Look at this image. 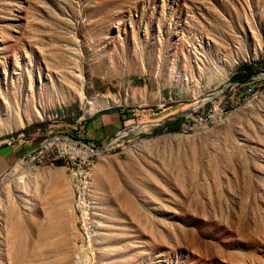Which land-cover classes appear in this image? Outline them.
Listing matches in <instances>:
<instances>
[{"label":"rangeland","instance_id":"374dc122","mask_svg":"<svg viewBox=\"0 0 264 264\" xmlns=\"http://www.w3.org/2000/svg\"><path fill=\"white\" fill-rule=\"evenodd\" d=\"M263 60L264 0H0V147L126 133L0 178V264H264V64L232 78Z\"/></svg>","mask_w":264,"mask_h":264},{"label":"built area","instance_id":"2783aa9c","mask_svg":"<svg viewBox=\"0 0 264 264\" xmlns=\"http://www.w3.org/2000/svg\"><path fill=\"white\" fill-rule=\"evenodd\" d=\"M125 135V128H121L115 135L103 142L84 141L80 139H62V141H55L56 143L44 141L39 147L27 152V156L31 157L32 155V161L45 159L46 161L63 160L69 163L70 156L80 155L81 160L95 162L97 161V157L103 155V153L120 149L124 143L121 139ZM69 174L72 186L75 189H79V196L73 200V207L76 213H80L79 220L85 222L82 206V181L85 179L87 171H82L80 166H70Z\"/></svg>","mask_w":264,"mask_h":264},{"label":"crops","instance_id":"0c3cea01","mask_svg":"<svg viewBox=\"0 0 264 264\" xmlns=\"http://www.w3.org/2000/svg\"><path fill=\"white\" fill-rule=\"evenodd\" d=\"M122 111L117 109L105 110L92 116L86 123L85 131L80 135V140L84 141H96L103 142L106 139L115 135L123 125L125 120H122ZM21 145V144H19ZM25 147L19 148V146H2L0 147V178L21 158L28 150H24ZM6 175V174H5ZM58 201V200H57ZM48 201L43 208L48 216L51 209L65 208L69 206L71 202V195H67L61 199L60 202ZM69 202V203H68ZM51 203L53 207H51Z\"/></svg>","mask_w":264,"mask_h":264},{"label":"trees","instance_id":"16d2710c","mask_svg":"<svg viewBox=\"0 0 264 264\" xmlns=\"http://www.w3.org/2000/svg\"><path fill=\"white\" fill-rule=\"evenodd\" d=\"M264 64L263 61H257L249 64H243L236 70L235 74L232 76L233 80L238 82L240 87H244L243 85L248 82L253 81V76L257 73L255 67L258 65ZM120 111V109H117ZM123 112V111H122ZM122 120H125V113H122ZM178 126V123H176Z\"/></svg>","mask_w":264,"mask_h":264},{"label":"bare ground","instance_id":"6f19581e","mask_svg":"<svg viewBox=\"0 0 264 264\" xmlns=\"http://www.w3.org/2000/svg\"><path fill=\"white\" fill-rule=\"evenodd\" d=\"M24 161V159H21L20 161H19V163H22ZM15 174V173H14ZM25 174V173H24ZM87 175H88V171H87V174H86V177H87ZM85 177V178H86ZM20 178L21 179H23V178H25V176H20ZM19 180V179H18ZM1 185V184H0ZM82 189H83V194H82V206H83V195H84V179H83V181H82ZM83 213H84V206H83Z\"/></svg>","mask_w":264,"mask_h":264}]
</instances>
